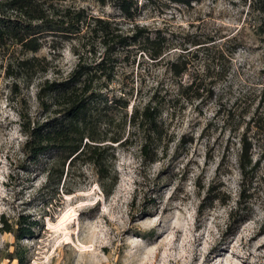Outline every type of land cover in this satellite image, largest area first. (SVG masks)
I'll list each match as a JSON object with an SVG mask.
<instances>
[{"label":"rangeland","instance_id":"1","mask_svg":"<svg viewBox=\"0 0 264 264\" xmlns=\"http://www.w3.org/2000/svg\"><path fill=\"white\" fill-rule=\"evenodd\" d=\"M137 1L134 19L113 3L52 1L126 29L145 26L164 41L157 58L146 37L121 49L113 78L96 83L93 108L102 143L112 146L111 194L86 159L68 160L62 175L52 152L31 160L21 127L22 113L43 116L40 85L74 69L80 38L46 36L37 52L0 46V264H264L262 16L242 0ZM33 55L45 69L31 78L17 61ZM180 59L187 68L175 75L171 64ZM146 104L158 108L163 126L149 156L141 150L144 131L132 121ZM243 133L255 163L246 198ZM241 214L245 219L230 229ZM23 215L37 220L31 234L18 230Z\"/></svg>","mask_w":264,"mask_h":264},{"label":"trees","instance_id":"2","mask_svg":"<svg viewBox=\"0 0 264 264\" xmlns=\"http://www.w3.org/2000/svg\"><path fill=\"white\" fill-rule=\"evenodd\" d=\"M52 1L0 0V46L15 43L24 51L37 52L42 48L43 38L46 36H60L63 41L80 38V42L74 45L75 53L78 55L74 69L66 77L52 80L47 78L40 85L38 97L41 100L43 116L32 119L24 113L21 114V127L27 135L25 144L27 152L31 160L52 152L61 159L63 165L61 175L68 160L72 162L80 158L86 159L97 168L105 192L111 194L114 186H108L106 181L109 178L114 180L108 166L109 150L112 146L102 143L107 138L101 133L100 118L93 108L100 96L96 83L103 78L108 80L113 78L116 53L121 49H128L146 37L152 57L157 58L164 51V41L158 35L151 37L145 26L134 25L131 29H126L120 22L94 15L84 7H60ZM98 1L102 4H115L129 19H134L138 8L137 0ZM242 1L250 2V5L260 12L261 29L264 33V0ZM100 48L104 51L100 52ZM38 60L35 55L22 57L18 59L17 67L26 77L32 78L45 69ZM186 68L185 59L171 64L175 75H181ZM183 90H189V84ZM132 121L144 131L141 150L148 155L147 148L153 141L162 138L163 126L159 110L151 104H146L133 112ZM111 140L117 142L120 137H112ZM241 141L239 156V167L243 175L241 197L246 198L249 196L246 179L255 163L252 164V140L243 133ZM153 153V156H150L152 160L155 159L157 152ZM113 183L115 185L116 181ZM210 192L211 189L208 195ZM217 197L220 195L213 196ZM240 204L241 200L239 205L231 210V217L237 214ZM22 217L18 230L24 231V234L33 233L32 229L37 220L28 221L25 215ZM244 219V214H241L231 222L230 229ZM9 230L11 231L10 228Z\"/></svg>","mask_w":264,"mask_h":264}]
</instances>
